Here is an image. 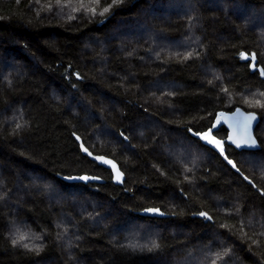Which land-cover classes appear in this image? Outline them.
<instances>
[{
	"label": "trees",
	"instance_id": "1",
	"mask_svg": "<svg viewBox=\"0 0 264 264\" xmlns=\"http://www.w3.org/2000/svg\"><path fill=\"white\" fill-rule=\"evenodd\" d=\"M258 65L264 0H0V264H264ZM237 106L255 188L189 132Z\"/></svg>",
	"mask_w": 264,
	"mask_h": 264
},
{
	"label": "water",
	"instance_id": "2",
	"mask_svg": "<svg viewBox=\"0 0 264 264\" xmlns=\"http://www.w3.org/2000/svg\"><path fill=\"white\" fill-rule=\"evenodd\" d=\"M253 69L259 71L261 78L264 77V74H262L264 73V71L260 65L255 66ZM259 120L260 118L257 112L253 110H245L244 108L237 106L230 111H216L210 126L201 131L195 132L193 130H189V132L202 144L208 146L216 153H218L232 170L240 174L247 183L251 184L255 188L256 185L254 184V182L240 171L232 158L227 156L225 151V144L231 145L237 150L259 149L260 144L257 140V137L255 136V127L258 124ZM221 126L226 129L225 137H218L215 134V132ZM73 136L78 142L79 149L83 155L87 156L90 160L94 161L98 165L108 169L111 173V181L114 184H123L125 173L120 168L118 162L115 159L105 154L93 153L84 145L81 137L78 134H73ZM252 141H254L255 143H252ZM139 213L144 216L159 218L169 216L168 213L162 211L159 207L154 206L145 207ZM198 216L212 221L210 215L205 212L199 213Z\"/></svg>",
	"mask_w": 264,
	"mask_h": 264
},
{
	"label": "snow or ice",
	"instance_id": "3",
	"mask_svg": "<svg viewBox=\"0 0 264 264\" xmlns=\"http://www.w3.org/2000/svg\"><path fill=\"white\" fill-rule=\"evenodd\" d=\"M242 55H244V54H242ZM262 74H264V73H262ZM219 143V142H218ZM252 143H255L254 141H252ZM230 163H231V161H230Z\"/></svg>",
	"mask_w": 264,
	"mask_h": 264
},
{
	"label": "rangeland",
	"instance_id": "4",
	"mask_svg": "<svg viewBox=\"0 0 264 264\" xmlns=\"http://www.w3.org/2000/svg\"><path fill=\"white\" fill-rule=\"evenodd\" d=\"M82 179H83V180H86L87 178H86V177H83Z\"/></svg>",
	"mask_w": 264,
	"mask_h": 264
}]
</instances>
